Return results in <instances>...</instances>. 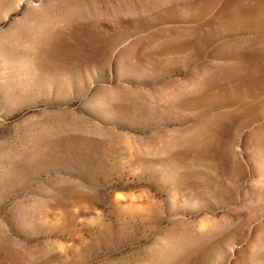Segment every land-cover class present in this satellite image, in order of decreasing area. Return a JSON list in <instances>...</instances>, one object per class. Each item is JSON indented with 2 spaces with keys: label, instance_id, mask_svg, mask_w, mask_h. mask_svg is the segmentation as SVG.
Returning a JSON list of instances; mask_svg holds the SVG:
<instances>
[{
  "label": "rangeland",
  "instance_id": "1",
  "mask_svg": "<svg viewBox=\"0 0 264 264\" xmlns=\"http://www.w3.org/2000/svg\"><path fill=\"white\" fill-rule=\"evenodd\" d=\"M0 264H264V0H0Z\"/></svg>",
  "mask_w": 264,
  "mask_h": 264
}]
</instances>
